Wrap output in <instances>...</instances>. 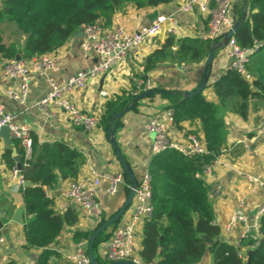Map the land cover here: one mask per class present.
Returning a JSON list of instances; mask_svg holds the SVG:
<instances>
[{
	"label": "crops",
	"instance_id": "obj_1",
	"mask_svg": "<svg viewBox=\"0 0 264 264\" xmlns=\"http://www.w3.org/2000/svg\"><path fill=\"white\" fill-rule=\"evenodd\" d=\"M182 2L183 0H173L158 7L144 8L128 4L124 9L116 12L113 19H119L130 31L150 25L149 15L157 9L160 15L171 18L164 21L157 36L142 44L128 57L126 65L114 66L109 72L89 80L85 89H74L69 95L72 101L84 111L102 117L107 101L116 99L126 91L131 92L134 86H137L138 79L146 81L148 79L152 88L170 90L175 94L195 90L200 83L208 55L198 63L166 61L161 62L151 71H146L144 67L147 57L160 47L168 36H174L177 40L184 37L208 39L209 14L201 13L198 9L190 12L179 11ZM235 2L236 0H234L232 17H235L236 12L238 17H242L246 8L245 2L238 1L237 11ZM1 5L2 0L0 7ZM1 28L4 42L7 45L14 42L5 32L18 35L17 27L4 21L1 23ZM176 49L177 46L174 47V50ZM55 55V69L46 74L36 73L29 76L30 85L25 104H20L7 95V89L15 87L17 80L3 75L2 68L10 58L0 57V103L4 105L8 114L16 116L15 120L18 123L29 126L32 135L37 136L41 144L59 141L82 152L85 161L77 177L73 179L87 182L100 179L98 200L104 209V215L102 219L97 220L87 216L75 202L63 195L64 188L72 179L61 180L55 188H46L47 193L54 200L56 212L65 214L72 208L78 214V221L67 224L50 246L28 247L25 224L32 216L25 208L24 191H19V185L22 184H19L17 178L12 175L11 166H8L3 158L8 148L12 149L13 156L16 151L23 158V147L20 141L12 136L13 144H7L0 136V219L4 224L2 234L6 239L4 243H0V264H41L42 254L47 251L52 253L50 263L63 264V253L74 251L77 243L81 241L75 239V233L77 231L93 233L104 223V219L106 221L117 213L130 190V179L124 175V182L119 185L116 193L111 194L108 191L109 181L106 175L125 172L108 140L107 131L101 124L95 130L87 131L81 126L73 125L66 111L56 103H50L45 109L37 106V102L51 91L52 83H62L78 71L88 70L96 61L92 53L82 50L81 38L77 40L74 36L56 49ZM214 62L211 78L203 94L207 100L218 103L213 83L232 69L233 57L222 48L216 52ZM102 90L107 91L105 96L100 94ZM169 108H171L170 100L161 93H156L141 99L135 108L126 112L120 119L116 132L117 140L125 159L132 166L139 181L146 173H151L152 162L156 156L152 150L154 133L148 130L147 123ZM263 113L264 98L261 97L251 99L247 118L233 111L227 112L225 115L228 129L227 142L217 154L220 163L213 173L205 178L213 209V220L221 226L223 238L238 246L245 238L243 227L237 225L226 231L225 224L236 211L243 210L252 226L250 232L255 235L257 231L253 224L264 207V137L259 135ZM189 132L199 133L205 139L201 120L197 118L177 121L170 128L169 136L181 141ZM56 191L61 193L58 195ZM133 204L114 226L106 230L107 239H103L99 244V258L102 261H106L105 251L115 227L128 219ZM19 210H22L21 222L14 220ZM145 224L146 220L139 224L141 236L138 239L137 250L140 252L143 248ZM248 250V247L242 246L244 254H247ZM213 261V254L207 252L198 264H212Z\"/></svg>",
	"mask_w": 264,
	"mask_h": 264
},
{
	"label": "trees",
	"instance_id": "obj_2",
	"mask_svg": "<svg viewBox=\"0 0 264 264\" xmlns=\"http://www.w3.org/2000/svg\"><path fill=\"white\" fill-rule=\"evenodd\" d=\"M172 1L2 0L0 57L13 59L21 54L22 58L31 59L58 49L83 25L92 24L98 18L112 22L114 14L128 4L144 8L158 7ZM245 5L248 18L236 33L235 40L241 48L252 50L248 69L254 81L249 82L238 71L230 69L213 83L218 103L207 100L203 92L184 99L181 92L175 94L162 89L161 94L170 100V107L175 110L176 122L182 119L201 120L210 153L189 158L177 150H169L153 159L150 174L153 178L155 211L144 226L140 254L143 264H198L207 252L213 254L212 264H247L248 259L250 264H264V216L260 221L259 238L248 235L240 246L230 243L223 238L221 226L213 220L208 188L202 177L205 164L215 158L227 142V112L233 111L247 118L251 99L264 98V0H245ZM5 20L15 24L25 34L24 40L16 38L8 45L4 42L1 23ZM212 42L207 38L184 37L177 40L174 36H168L147 57L145 70H154L166 61L202 62ZM133 90L107 101L100 121L104 130L107 131L114 114L123 111L136 95L144 91L137 86ZM3 158L8 166L16 164L11 148L6 150ZM84 161L81 151L63 142L41 144L37 136H33L31 158L25 160L23 156L21 160L23 178L30 182L24 190L25 208L32 216L25 224L28 247L50 246L67 224L78 221V214L72 208L65 214L56 212L54 200L46 188H55L61 180L77 177ZM124 175L128 176L126 172ZM102 233L95 240V251L100 242L107 239V234L102 236ZM91 234L89 231H77L75 239H89ZM204 235L212 241H206ZM242 246L248 247L251 254H244ZM51 254L50 251L42 254L41 264H55L50 263Z\"/></svg>",
	"mask_w": 264,
	"mask_h": 264
},
{
	"label": "built area",
	"instance_id": "obj_3",
	"mask_svg": "<svg viewBox=\"0 0 264 264\" xmlns=\"http://www.w3.org/2000/svg\"><path fill=\"white\" fill-rule=\"evenodd\" d=\"M233 6L234 0H183L178 10L190 12L198 9L201 13L209 14L208 39L218 41L234 25ZM167 18L171 17L159 15L157 20L150 25L134 31L128 30L119 19H113V22L108 24L105 19L98 18L92 24L83 25L84 35L81 37V47L84 52L92 53L96 57L95 63L88 70H80L62 83H52L51 91L37 102V106L45 109L50 103H56L66 111L73 125L81 126L87 131L95 130L100 125L101 116L84 111L72 101L69 95L74 89L87 88L89 80L109 72L114 66L126 65L128 57L133 52L142 44L157 36ZM224 48L228 55L233 57L231 68L238 71L246 80L252 82L254 76L248 69L252 50L241 48L236 43L235 37H232ZM55 68V50L34 56L31 59H10L3 66L2 73L8 78L17 80V84L15 87L12 86L7 89V95L20 104H25L30 85L29 76L36 73L46 74ZM137 87L139 90L143 89L144 91L152 88L148 79L147 81L138 79ZM100 94L105 96L107 91L102 90ZM15 118L16 116L8 114L4 105L0 103V130L5 125L10 128L11 136L20 141L24 158L28 160L32 156V131L29 126L18 123ZM175 123V110L173 108H169L160 116L153 117L147 123L148 130L154 133L152 142L154 155L157 156L169 150H177L189 158L203 157L210 153L206 140L199 133L189 132L181 141L170 138L169 131ZM259 135L264 137V113L260 121ZM219 163L220 158L216 155L203 167L202 177L210 176ZM25 165H27V162H25ZM11 172L17 178L19 184L26 183L21 168H18L17 164L11 167ZM106 176L109 181V193H116L119 185L124 182V174L115 172ZM99 184V178L93 182L72 179L64 188L63 195L75 202L87 216L96 220L102 219L104 209L98 200ZM133 203L132 212L128 219L117 225L112 233L105 251L106 261L134 260L142 262L141 252L137 250L138 239L141 236L139 224L143 220H150L155 211L153 178L150 173H146L139 181ZM263 216L264 207L253 224L258 235L251 234L252 226L243 210L236 211L230 217L225 224V229L229 231L233 227L241 225L245 237L252 235L254 239H257L260 237L259 228ZM88 240L83 239L77 243L74 251L64 252L63 264H91ZM5 241V236L0 228V243Z\"/></svg>",
	"mask_w": 264,
	"mask_h": 264
},
{
	"label": "water",
	"instance_id": "obj_4",
	"mask_svg": "<svg viewBox=\"0 0 264 264\" xmlns=\"http://www.w3.org/2000/svg\"><path fill=\"white\" fill-rule=\"evenodd\" d=\"M238 1L236 0L235 2V7H236V11H237V5H238ZM243 2H245V0H242ZM247 12H248V8H245L244 14L242 17H238L237 16V12L236 15L234 17V25L231 29H229L228 31H226L223 36L221 37V39H219L218 41H213L212 45L210 46L209 52H208V56L206 58V61L204 63V68H203V73H202V77L200 80V83L198 85V87L193 90V91H183L182 95L184 97V99H188L191 97H194L196 95H198L199 93L203 92L206 88V86L209 83V80L211 78L212 75V71L214 68V61H215V55L216 52L222 48H224L225 46H227V44L229 43L230 39L232 37H235L236 33L240 30V28L242 27L243 23L246 20L247 17ZM160 11L157 9L155 10L153 13H151L149 15V20L150 22H154L155 20H157V18L160 15ZM84 35V30L81 27L80 29H78L75 33H74V37L78 40L80 39L82 36ZM22 55L21 54H17L16 55V59H21ZM163 90L159 89V88H151L148 90H145L141 93H139L138 95H136L133 100L130 102L129 105H127L123 111L118 112L116 114H114L108 124L107 127V137L108 140L110 142V144L112 145L118 160L120 162V164L122 165L123 169L125 170V172L128 174V177L130 179V190L128 193V196L126 198V200L124 201L123 205L120 207V209L117 211L116 214H114L113 216H111L110 218L106 219V221L100 225L99 227H97L94 232L91 234L89 240H88V251H89V256H90V260H91V264H143L142 262H137L134 260H117V261H106V262H100L98 257L96 256V251L94 248V243L95 240L97 238V236L106 231L109 227L114 226L115 223H117L124 215V213L128 210V208L130 207V205L133 203V199H134V195H135V191L139 185V180L132 168V166L130 165V163L125 159V155L124 152L122 151L118 140H117V136H116V132H117V124L120 121L121 117L128 111H130L132 109V107L138 103L141 99L146 98V97H150L151 95H154L156 93H161ZM175 93V92H173ZM0 136L3 137L5 139V142L7 144H13V138L11 137V133H10V128L5 125L1 128L0 130ZM14 158L16 160V164L18 168H21V155L17 154L16 151H14ZM30 184V182L26 181L25 184L23 185H19V191L22 192L24 191V188L26 186H28ZM57 194L59 195L61 193V191H56ZM21 214H22V210H19L15 217L14 220L21 222ZM4 227V224L2 222V220L0 219V228L2 229ZM204 238L206 241L211 242L212 239L207 236L204 235ZM251 250L247 251V255L251 254ZM247 264H250V259H248Z\"/></svg>",
	"mask_w": 264,
	"mask_h": 264
},
{
	"label": "rangeland",
	"instance_id": "obj_5",
	"mask_svg": "<svg viewBox=\"0 0 264 264\" xmlns=\"http://www.w3.org/2000/svg\"><path fill=\"white\" fill-rule=\"evenodd\" d=\"M5 21H7V20H5ZM15 25V24H14ZM18 29V28H17ZM6 34H7V36L9 37V38H11L12 40H16V38H19V39H23L24 40V37H25V34L23 33H21V31H19V32H17L18 33V35H16V34H13L12 32H5ZM103 234H106V231H104L103 233H102V236H103ZM96 256L97 257H99L100 256V253H99V246H98V248L96 249Z\"/></svg>",
	"mask_w": 264,
	"mask_h": 264
}]
</instances>
